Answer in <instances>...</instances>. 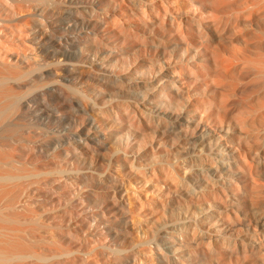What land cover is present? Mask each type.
Wrapping results in <instances>:
<instances>
[{"label": "bare ground", "instance_id": "bare-ground-1", "mask_svg": "<svg viewBox=\"0 0 264 264\" xmlns=\"http://www.w3.org/2000/svg\"><path fill=\"white\" fill-rule=\"evenodd\" d=\"M95 1L0 0V40L4 41L3 38L16 31L22 43L14 52L0 51V127L11 115L19 113L25 122V131L33 136L28 146L31 148L30 166L23 162L15 165L10 149L16 145L6 141L4 136L0 137V223L20 220L22 214L19 210H24L26 202L17 204V195L24 190V185H35L40 189L42 186L47 188V183L59 182V186L70 185L72 189L73 184H81L96 193L91 188L92 174L95 173L92 163L96 158L77 148L94 144L102 149L101 155L106 154L110 165L132 167L138 155H142L146 163L155 160L160 165L142 173V182L147 184L145 188H154L158 194L174 192L177 204H185L177 197L179 195H187L191 197L189 201L196 199L200 203L208 202L211 197L232 196L235 199L233 209L243 213V217L235 215L230 220L239 226L234 228L236 235L241 228L247 230L255 226L257 221L252 220V223L248 219L246 209L257 203L264 206V184L254 179L259 172L254 162L260 152L257 150L260 146L264 148V0H207L205 3L203 0L201 5L209 6L212 11L206 16L200 13L201 10H194V13L198 12L195 26L182 23L175 16L169 19L165 6L162 7L163 13L157 10L155 14L140 6L138 15L143 22L145 39L155 40L149 47L140 41L133 43L137 35L123 27L120 17L117 20L113 17V26H110L107 13L93 6ZM98 1L104 3L102 8H113L119 14L134 12L130 0ZM73 3L76 8L92 14L85 11L91 15L84 17L82 11L76 13L69 8ZM65 4L69 5L65 15L71 16L68 21L73 23L57 25L55 17L61 14L60 7ZM242 10L248 12L242 19L247 32L234 33L236 43L242 47L237 50L233 43L220 46L218 37L222 38L228 24L237 28L240 18L234 14ZM226 14H233L230 23L222 18ZM245 36H250L253 42L250 43ZM124 43L129 44L127 49L117 46L124 47ZM102 45L112 49L105 48L110 55L117 50L113 63L106 60L109 55L101 51ZM175 49L181 50L187 61L191 59L193 64L184 61L178 65L169 63ZM222 50L230 59L222 58ZM117 56L123 57L118 59ZM207 59L213 65L214 84L201 73ZM97 69L117 80L140 84L139 90L131 92L135 98L100 108L83 88L71 83L82 78L85 71L92 73ZM184 78L185 81L192 79V87L183 85L181 80ZM145 79H148L146 83ZM156 86L160 88L154 92ZM63 87L76 91L86 104L73 96L75 99L69 100V104L60 105L62 102L57 91ZM34 89L38 90V97L25 104L21 99L18 101L21 94L24 96V92ZM110 113L116 117L114 123L120 120L125 125L122 131L113 133L112 145L108 136L98 131ZM50 118L54 119L56 127L47 128ZM153 118L159 123H154ZM62 120L75 132L63 134V128L59 126ZM171 121L176 125L166 126ZM37 122L41 125L38 126ZM159 133L169 138L174 151L164 147L154 149L150 143ZM49 137L53 140L46 143ZM163 143L158 142L161 146ZM72 147L76 152L70 149ZM73 153L79 159L73 160ZM86 157L89 158V169L79 166L81 160L82 163L87 161ZM162 158L167 164L162 163ZM214 177L222 183L220 186L207 184V180L213 181ZM100 187L111 191L110 197L98 200L102 209L90 207L85 214L96 226L97 221L105 222L109 218L111 210L122 212L129 203L124 193L110 190L108 183L101 182ZM209 187H212L209 192L204 190ZM64 190L68 191L67 188ZM91 195L86 197L87 203H95L97 198ZM69 196L82 200L75 190L72 195L69 192ZM73 205L81 208L78 204ZM18 206L20 208L16 210ZM161 206L165 207L163 203ZM177 210L179 212L180 208ZM197 217L196 220L204 222L202 217ZM226 220L230 222L229 218ZM165 224L164 228L158 229L151 223L148 230L141 233L130 225L131 230L126 228L119 232L121 237L116 244L101 239L109 237V233L112 235V229L108 227L100 228L99 232L92 229L87 237L91 242L95 239V243L108 254L107 261L116 264H141L144 259L156 261L155 264H186L181 254L176 256L183 244L189 247L187 257L191 264H240L246 259L245 255L234 254L235 242L226 245L225 241L229 240L226 235L206 232L201 234V241L193 243L194 237L200 233L196 226L184 229L182 224L168 226L166 221ZM184 232L188 239L182 243ZM27 233L25 229L0 224V264H36V259L46 257L84 255L79 249L59 254L37 250L33 247L35 239ZM135 234L136 238L131 237ZM256 243L263 247L264 238ZM193 251L195 253H190ZM249 262L256 263L255 259Z\"/></svg>", "mask_w": 264, "mask_h": 264}, {"label": "rangeland", "instance_id": "rangeland-1", "mask_svg": "<svg viewBox=\"0 0 264 264\" xmlns=\"http://www.w3.org/2000/svg\"><path fill=\"white\" fill-rule=\"evenodd\" d=\"M71 0H69L70 2ZM132 2L133 6V13H125V14H119L114 10L113 8H102L103 2L96 0L93 3V6L97 8L102 13H107V16L109 17V25L113 26V23L111 19L114 17L117 20V17H120L122 19L123 27L129 28L132 33L137 35V37H134L135 40H133L134 44L142 43L146 44L148 47L154 41L146 40L145 34L143 33V22L141 17H139L138 12L140 6L142 8L147 9L149 12L154 13L157 10L159 13H163L162 7L165 6L166 10V16L171 19L172 16H175L178 20H180L182 23H188L192 26H195V17L197 18V13H194L193 11L198 9L200 13L207 16V13L209 11H212L211 8L203 7L201 4L208 2L207 0H130ZM64 2V1H63ZM62 2V3H63ZM203 2V3H202ZM73 3L72 5L65 4L63 7H60V13L58 14L56 19V24H64L66 23H73L71 21H68L71 16L65 15L66 13L64 11H67L68 7L71 10H74L76 13L82 11V14H84V17H88L92 13L85 9H79L76 8V6ZM87 6L90 5V3H85ZM33 7V5L31 4ZM109 7V6H107ZM210 9V10H209ZM78 10V11H77ZM63 11V13H62ZM89 12L91 14H88L86 12ZM155 14V13H154ZM210 14V12L208 13ZM80 15V14H79ZM234 15H238L240 18V24H238L237 28L234 29V27L231 24H228L225 32L222 34V38L218 37V41L221 45H231L233 43L234 47L236 49H240L242 46L238 45L236 43V35L234 33L237 32H247V29L244 28V24L242 23V19L247 17L248 12L247 10H242L237 12ZM232 15L226 14L225 17L223 15V19L225 21H230L232 19ZM230 23V22H229ZM16 30V29H15ZM16 32V31H15ZM14 35H7L6 38H3L4 41L0 42V51H7L14 52L18 49L17 45L20 46L22 43L20 42V38L18 36V33H15ZM24 34L21 33V36L23 37ZM144 35V36H143ZM130 37L132 35H129ZM144 38H143V37ZM249 39V42L252 43L253 39L250 36H245ZM83 39V38H82ZM157 41V40H156ZM2 43V44H1ZM4 48H3V46ZM129 44L124 43V47L119 46L122 49H127ZM107 49H110L109 46L105 47ZM104 48V45L101 47V51L104 50L107 54L110 53V51H106ZM14 50V51H13ZM112 50V49H110ZM117 50L113 51V54H108L109 56L106 57V60L108 62H114V52L116 53ZM182 51L179 49H175V52H173V56L171 57V61L169 63L172 64H179L182 61L192 63V60L189 59L187 61V57L182 55ZM223 50L220 51V54L223 59L228 60L230 59V56L227 53H224ZM123 54V53H122ZM264 55V53H263ZM38 58H40V55H37ZM37 56H34L37 58ZM124 56V55H123ZM123 56H117L118 59H121ZM33 57V56H32ZM50 59V58H49ZM105 61V63H108ZM205 63V68L201 69V73L206 76L209 82L212 84L216 83V79L213 78L214 72H213V65L212 63L207 59ZM168 62V61H167ZM170 64V66L172 65ZM193 64V63H192ZM98 70V69H97ZM130 72L129 68H127ZM85 74H82V78L75 79L71 83L77 84L80 88H83L86 92V94L95 99L97 103L99 104L100 108L112 104L114 102L118 101H132L133 97L131 92H136L140 89V84L136 85L134 81L129 80H117L114 76H107L106 73H102L101 71H92L90 74L89 72H84ZM61 74V73H59ZM84 75V77H83ZM208 75V76H207ZM145 79V83L147 82ZM215 80V81H214ZM138 82V81H136ZM184 86H191L193 85L192 79L186 80L185 78L183 81L181 80ZM70 83V84H71ZM139 83V82H138ZM144 85V84H143ZM142 85V86H143ZM138 87V88H137ZM160 87L156 86L153 88V91L155 92ZM65 89V90H64ZM64 90V91H63ZM68 90V91H67ZM67 87L60 88L57 92L59 101L62 103L60 105L69 104V100H74L75 98H78L79 101L81 100L84 104H86L85 101H83L82 97H79L80 94H78L76 91ZM24 96L21 94V98H19L18 101L27 103L29 100H32L35 97H38V90H29L27 92H24ZM75 93V94H72ZM72 95V96H71ZM75 98H74V97ZM82 98V99H80ZM63 100V101H62ZM81 102V104H82ZM142 102V101H140ZM100 110V109H99ZM32 113V112H30ZM107 115L106 121L102 124H100L101 127L98 128V131L102 132V134H106L108 136L107 140L109 141L110 145L113 144V133L118 132L121 129H124V123L119 120L118 123H114L116 117L112 115ZM29 115V114H28ZM31 115V114H30ZM23 116V114H22ZM17 118V120H16ZM20 119V120H19ZM21 118L19 113H14L11 115V118H9L4 124L0 127V137H5V140L8 142H12V147L10 150L13 151L10 152L15 161V165H20L21 162L26 163L27 166H30V162L28 160L29 155H31V148L29 146V141L33 140L32 135H28L25 131V122ZM36 120V119H34ZM52 118L49 119V123L47 124V128L53 127L54 125ZM113 121V124L110 123V121ZM15 121V122H14ZM21 121V122H20ZM154 123L158 124V119L153 118ZM18 122V123H17ZM66 121L62 120L61 124L59 125L61 128H63V134L68 133H74V128L71 125L65 124ZM8 124V125H7ZM38 126V122L36 123ZM166 126H172L176 125L171 121L170 123H167ZM15 125V126H14ZM3 126V127H2ZM58 126V125H57ZM5 127V128H4ZM18 127V128H17ZM11 128V129H10ZM14 128V129H13ZM17 128V129H16ZM3 129V130H2ZM10 129V130H7ZM18 130V131H17ZM15 135L19 134V135ZM17 133H16V132ZM20 131V132H19ZM61 131V132H62ZM5 132V133H4ZM5 135H4V134ZM14 135H12V134ZM158 136V137H157ZM157 137V138H156ZM12 138V139H11ZM21 138V139H20ZM17 139V140H16ZM18 139H20L18 141ZM53 140V137H49L46 139V143H49ZM158 142H164L161 146L158 144ZM93 144V143H92ZM153 145L154 149L157 150L160 147H164L168 151H174L173 145L169 142V138L167 136H162L160 133L155 135L154 138H152V142L150 143ZM19 145V146H18ZM76 146V145H75ZM261 147V149H260ZM257 151V159H255V163L257 166V169L259 170L258 174L254 176L255 181L260 182L261 184H264V148L260 146ZM30 148V149H28ZM78 150L83 151L84 153L93 154L96 158L94 159V163H92V167L95 170V173L92 174V185L91 188L96 193L91 192L87 190V187H83L81 184H73L72 189L70 185H62L59 186L58 183H47V188L42 186L40 189L36 187L35 185H24V190L21 191L17 195V204L21 202L23 204L26 202L25 208L20 213V220L18 221H3L0 224L3 226L12 227L13 229L21 228L22 230L25 229L26 233H30V237L35 239L33 247L40 251H52L55 254L64 253V252H74L76 250H80L84 253L82 254H70L65 257H46L42 259H36V264H116L110 263L107 261L108 254L103 250V248H100L99 245L94 242H91L89 237V233L92 229H97V231H101L105 227H108L112 229V235L109 233V237H103L102 240H111V243H118V238L121 237V231H124V229L131 230V226L137 227L136 230L138 233L144 232L148 230L149 224L153 223L158 229H162L166 226L165 221L169 225H175L179 226L180 224L183 225L184 229H190V226H196L200 233L199 235H196L194 239L192 240L193 243H196L200 240L201 234L204 235L206 232H210L214 235H226V237H229L228 241L226 242V245H229L231 243L235 242V251L234 254L237 255H245L246 259L241 260L240 264H250V260L256 261L254 264H264V245L263 247L259 246L256 243L257 241H261L264 238V206H261L262 204H259L257 206L253 207V204L250 206V209L247 210L248 219L254 223L252 220H256L257 223L255 226H252L250 229H241L239 230L238 234L236 235L234 232V228L239 227L237 224H235L233 221H230L233 219V216H241L243 217V213L241 211L236 212L233 208H235V199L230 197H211L207 201H204L203 203H200L199 201L191 200L189 201L191 197H188L187 195H179V197L182 201L185 202L183 204L182 202L177 204L175 202L174 196L176 195L174 192L166 194H158L156 193L154 188L149 187L148 189L145 188L147 184L142 182L141 174L142 173H148L150 168L158 166V164L155 160H150L147 163L143 160L142 155H138L135 158H137L136 162L134 161L133 166L129 167H123V165H117V164H109L107 163L108 160L106 158V154L101 155V148H99L98 145H89L88 148L84 147H78ZM13 149V150H12ZM15 149V150H14ZM72 151L74 150L76 152V149L74 147L70 148ZM30 150V151H29ZM70 152V151H69ZM262 152V153H261ZM260 155V157L258 156ZM92 155V156H93ZM28 156V157H27ZM76 154L73 153V160L79 159ZM84 155H81V158H83ZM76 158V159H75ZM86 162L79 163L80 167H84L87 169L90 168L88 160L89 158L86 157ZM162 163L167 164V162L163 161ZM43 161V160H42ZM44 162V161H43ZM109 172L110 174H107ZM104 174V175H102ZM47 177V176H46ZM50 177V176H48ZM79 180L78 182H80ZM207 184L214 185V186H220L222 183L219 181V179L216 180V177L212 180H207ZM13 182V181H12ZM12 182L9 184L11 185ZM105 182L108 183L110 186V190L117 189L120 190L122 193L126 196V201L129 202L127 207L123 209L122 212H119L118 210H111V213H109V218L105 220V222L97 221L98 226L94 225V223L87 219L86 212L89 211V208L96 207L98 210L102 209L100 204L98 203V200L103 199V197H110L109 194L111 191H108V189H105L103 187H100V183ZM25 186H27L25 188ZM67 188L68 191L66 192L64 189ZM146 189V190H145ZM154 189V190H153ZM208 189V190H207ZM73 190H75L80 198L82 200H74L71 199L69 196V192H71V195L73 193ZM204 190H207L208 192L212 190V187L204 188ZM144 191V192H143ZM206 191V193H207ZM141 192V193H140ZM91 194L95 195L97 199H95V203L93 201H90L87 203L86 197L92 196ZM141 194V195H140ZM174 198V199H173ZM161 203L164 204L165 207L161 206ZM78 204L81 206L79 208L76 205ZM187 206V207H186ZM177 207L180 208V211L178 212ZM253 208V209H252ZM77 210L75 212H71V210ZM252 209V210H251ZM87 210V211H86ZM173 213H171V211ZM79 214V215H78ZM195 216H194V215ZM173 215V218H170V216ZM196 215L199 217H202L204 220L203 223H201L200 220H196ZM172 217V216H171ZM182 218V219H177ZM226 218H229L228 222ZM177 219V220H175ZM110 220V221H109ZM168 220V221H167ZM141 224V225H140ZM201 224L203 226H201ZM110 226V227H109ZM148 226V227H147ZM16 227V228H15ZM215 227V228H213ZM24 228V229H23ZM102 228V229H100ZM169 228V227H168ZM115 230L117 233H115ZM135 231V233H137ZM32 233V235H31ZM124 233V232H122ZM136 235H133L131 237L136 238ZM188 234L186 232L183 233L182 243L187 241ZM124 236V235H123ZM122 236V237H123ZM118 240V241H113ZM179 243V242H178ZM152 245V244H151ZM184 245V244H183ZM181 245V248L179 249V252L176 256L182 255L184 261L186 264H191L189 261V257H187L189 254V247ZM153 246V245H152ZM188 248V249H187ZM193 248V247H192ZM191 249V248H190ZM192 250V249H191ZM148 252V251H147ZM190 253H195L190 252ZM262 254V255H261ZM49 258V259H48ZM143 258V257H142ZM144 259V258H143ZM144 259V263L141 264H155L156 261L146 260ZM154 260V259H153ZM159 262V261H157Z\"/></svg>", "mask_w": 264, "mask_h": 264}]
</instances>
